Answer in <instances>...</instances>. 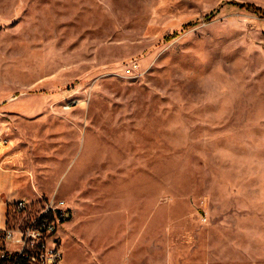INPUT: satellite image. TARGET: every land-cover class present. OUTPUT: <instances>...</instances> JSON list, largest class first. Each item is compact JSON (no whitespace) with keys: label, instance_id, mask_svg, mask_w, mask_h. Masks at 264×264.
<instances>
[{"label":"rangeland","instance_id":"rangeland-1","mask_svg":"<svg viewBox=\"0 0 264 264\" xmlns=\"http://www.w3.org/2000/svg\"><path fill=\"white\" fill-rule=\"evenodd\" d=\"M0 162L63 264H264V0H0Z\"/></svg>","mask_w":264,"mask_h":264},{"label":"built area","instance_id":"built-area-1","mask_svg":"<svg viewBox=\"0 0 264 264\" xmlns=\"http://www.w3.org/2000/svg\"><path fill=\"white\" fill-rule=\"evenodd\" d=\"M74 209L59 195L8 204L0 214V264H63V231Z\"/></svg>","mask_w":264,"mask_h":264},{"label":"crops","instance_id":"crops-1","mask_svg":"<svg viewBox=\"0 0 264 264\" xmlns=\"http://www.w3.org/2000/svg\"><path fill=\"white\" fill-rule=\"evenodd\" d=\"M14 186L15 178L13 171L7 165L0 162V214L2 216L7 214L8 204L10 202H13L18 198H20V200L23 198L21 194L16 192ZM65 253L66 247L64 246V255Z\"/></svg>","mask_w":264,"mask_h":264}]
</instances>
